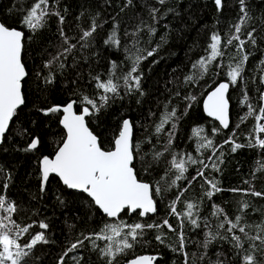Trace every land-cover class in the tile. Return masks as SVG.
I'll use <instances>...</instances> for the list:
<instances>
[{"label":"trees","instance_id":"16d2710c","mask_svg":"<svg viewBox=\"0 0 264 264\" xmlns=\"http://www.w3.org/2000/svg\"><path fill=\"white\" fill-rule=\"evenodd\" d=\"M31 3L32 0H0V21H6L25 32L22 59L28 72L23 82L25 104L18 109L10 130L0 144V190L16 203L15 218L22 226L33 221H43L49 225L45 231L48 243L38 244L33 249L28 258L29 264H59L61 255L71 243L78 238L83 239L81 233L98 232L108 220L85 193L68 189L58 177L51 176L45 190L41 192L40 160L44 155L54 154L56 145L64 136V129L59 123L61 114L44 115L40 109L69 99H78L80 94L96 95L97 90L91 76L102 74V78H106L111 61H116L123 71H127L131 65L125 48H132L131 33L137 32V29H140L136 36L139 48L151 50L161 44L155 55L140 64L144 94L134 92L126 95L122 90L123 98L112 99L97 115L89 118L90 128L100 138L103 147L110 149L122 121L126 118L131 120L134 126V143H139L141 154L149 153L145 158L151 160L152 146L162 150L166 140V134L157 138L154 129L167 105L169 111L173 107L177 109L178 120L173 143L175 152L190 153L195 158H201L196 150L198 140L193 136V129L197 127H203L204 135L213 139L216 145H223L221 150L224 153V163L220 166L221 170L215 172L209 169L205 173L219 181V187L223 189L221 192L208 200L204 196L207 186H202V180L191 184L186 180L178 182L188 189L183 199L200 204L202 223L198 229L190 224L185 225V251L188 253L189 264H210V261L214 262L218 257L225 264H238L229 240L213 241L207 249V257L200 259L205 251L202 243L207 230L203 227V219L207 218L215 225L216 218L211 215L213 204L219 205L234 218L240 214V202L247 201L250 207L245 210V221L251 225L264 222V197L230 191L240 188L264 193V170H257L264 165V150L245 146L232 152V145L224 144L235 132L236 142L247 145L249 134L255 125L252 117L241 122V117L247 113V106L241 104V90H246L250 102L259 106L260 93L264 92V84L260 83V76L264 74V65H261L264 60V0H246L249 20L243 31L246 33L254 27L257 44L245 46L246 51L251 53L245 65V79L229 89L230 126L225 130L204 114L201 104L206 92L218 81L226 79V65L231 53L236 51L235 47L223 49L224 67L219 74L213 66V70L195 85L185 84L184 77L190 74L192 63L207 54L205 49L212 32L226 36L234 31L233 25L241 15L238 0H223V8L219 11L214 0H165L163 4L159 0H131V3L128 0H49L52 9L65 17L62 27L70 37L78 39L81 29L88 28L93 18L101 25L87 48L81 49L78 45L73 50L72 55L64 61V68H60L58 63L51 68L44 66L62 45L58 18L50 16L45 26L36 32L20 23ZM153 8L158 9L156 19L152 18ZM149 27L156 29L154 35L148 31ZM113 29L117 31L119 46L104 43ZM236 57L238 58V54ZM50 73L53 82L46 83L45 77ZM188 95H195L197 98L191 108L187 107L189 101L184 99ZM213 128L220 130L213 134ZM167 129H171V124L166 126ZM261 135L264 137V134ZM33 137L40 138L38 149L25 151ZM149 139L151 144L147 143ZM210 154L205 151L204 157ZM135 166L140 178L152 184L164 175V170L168 167L166 161H161L153 164V170L145 172V164L139 156ZM198 167L199 165L191 166L186 176L191 179ZM4 184L8 185L7 189H3ZM177 192V188H171L155 196L157 213L143 218L142 222H159L168 217L169 204ZM178 207L182 208L183 205ZM124 218L129 222L140 219L128 216ZM168 218L174 226L177 224L175 217ZM31 231L34 234L44 230L34 227ZM163 231L166 233L164 243L155 239L157 230H148L134 249L119 257L120 264L141 254L157 256L155 264H184V256L173 251L177 247L175 234L168 232L166 228ZM25 239L28 237L25 236ZM99 243L103 246L104 242ZM73 257H82L80 264H106L105 259L92 250L88 241H85L83 247L70 252L64 258V264H76Z\"/></svg>","mask_w":264,"mask_h":264},{"label":"snow or ice","instance_id":"6c2138e0","mask_svg":"<svg viewBox=\"0 0 264 264\" xmlns=\"http://www.w3.org/2000/svg\"><path fill=\"white\" fill-rule=\"evenodd\" d=\"M164 2L165 0H159L160 4ZM214 2L218 11L223 8V0H214ZM238 2L241 15L239 21L233 25L234 31L226 36H222L219 32H212L205 49L207 54L194 61L190 74L184 77L185 84L195 85L213 70V66L219 74L224 67L225 51L223 49L230 46L235 47L238 58L236 56L229 58L226 65V79L217 83L203 101V109L207 116L219 121L220 126L225 129L229 127V89L245 79L243 75L245 65L251 55L246 51L245 46L248 44L256 46L257 44L254 27L246 33L243 31L249 20L246 0H238ZM128 3H131V0H128ZM157 12L156 8L151 10L153 19H156ZM50 16H56L61 25L59 34L62 45L44 66L51 68L53 64L58 63L60 68H64V61L72 55L73 50L78 45L81 49L87 48L97 28L101 25L93 18L88 28L81 29L78 39L70 37L62 27L65 17L59 11L52 9L49 0H32L20 23L30 31L36 32L45 26ZM138 31L140 29H137ZM148 31L154 35L156 29L149 27ZM137 32L131 33L132 48H125L131 65L127 71H123L116 61H111L106 78H102V74L91 76L97 90L96 95L80 94L78 99H69L67 102L40 109L44 115L62 114L59 123L64 129V136L56 145L54 154L44 155L40 160L41 192L45 190V185L51 176L58 177L68 189L87 194L94 205L108 218L98 232L81 233L83 239L78 238L71 243V246L61 255L59 264H64V258L70 252L83 247L85 241H88L92 250L97 251L100 257L105 259L106 264H120L119 257L134 249L148 230H157L158 234L155 239L164 243L166 233L163 230L165 228L168 232L175 234L177 247H174L173 251L181 253L184 256V264H189L188 253L185 251L187 245L185 225L190 224L194 229L201 228L200 204L184 200V194L188 189L178 182L186 180L188 184H191L193 181L202 180V186H207L204 196L208 200L223 190L219 187V181L215 177L205 174L209 169L215 172L221 170L220 166L224 163V153L221 150L223 145H216L213 139L204 135L203 127H197L193 129V136L198 140L196 150L201 158H195L190 153L175 152L173 150L174 129L178 117L177 109L174 107L169 111L168 106L165 105V110L155 125L154 135L159 138L162 134H166V140L162 150L157 149L155 145L152 146L151 160L145 158L149 153L141 154V145L134 143V126L131 120L122 121L118 134L114 138L113 147L110 149H105L100 138L91 130L89 118L97 115L112 99L123 98L122 90L126 95L134 92L144 94L141 87L143 73L140 71V64L143 60L155 55L161 44H157L151 50L139 48L136 39ZM161 41L164 42L163 37ZM104 43L120 45L116 29H113ZM24 48L25 32L6 21H0V143H3L6 133L10 130V124L17 116L18 109L25 104L23 82L28 72L22 59ZM261 65H264V60L261 61ZM45 82H53L51 73L45 77ZM260 83L264 84V74L260 76ZM241 91V104L247 106V113L241 117V122L252 117L255 125L249 134L247 145L236 142L235 132L224 141V144H231L232 152L245 146L264 150V137L261 135L264 134V92L260 93V103L257 107L250 102L247 91L244 89ZM176 94L179 95V92ZM184 99L189 101L187 107L191 108L197 98L195 95H188ZM169 124H171V129L166 130ZM239 126L238 124L237 128ZM219 130L213 128L212 133L215 134ZM147 143L151 144V139ZM39 145L40 138L33 137L24 150L34 151ZM205 151L211 154L204 157ZM138 156L145 164V172L153 170V164L166 161L168 167L155 184L140 178L135 166ZM168 156L171 158L167 159ZM193 165H199V167L196 169V174L189 179L186 173ZM257 170H264V165ZM7 187V184L3 185V189ZM171 188H177L178 192L169 204L168 217H175L177 224L174 226L170 223L168 217L159 222H142L143 218L157 213L155 196ZM230 191L264 197V193L255 190L234 188ZM240 203V214L235 215L234 218L230 217L219 205H212L211 215L216 218V223L212 225L207 218L203 219V227L207 230L204 233L205 239L202 247L205 251L200 256L201 260L207 257V249L213 241L221 239L232 243L238 264H264V222L256 225L248 224L244 219V213L250 205L247 201ZM181 204L183 207H178ZM16 213V203L9 200L0 190V264H29L28 258L33 249L38 244L48 243L45 235V231L49 228L47 223L33 221L22 226L15 218ZM125 216L140 219L129 222L124 218ZM34 227L44 231L33 234L31 230ZM252 232L255 234H251ZM25 236L28 239H25ZM99 242H104L103 246ZM73 259L76 264H80L82 257H73ZM156 259L153 255H138L126 260V264H154ZM210 264H225V261L218 257L216 261H210Z\"/></svg>","mask_w":264,"mask_h":264},{"label":"water","instance_id":"95a60500","mask_svg":"<svg viewBox=\"0 0 264 264\" xmlns=\"http://www.w3.org/2000/svg\"><path fill=\"white\" fill-rule=\"evenodd\" d=\"M221 81V80H220ZM220 81H218L217 83H219ZM216 83V84H217ZM215 84V85H216ZM215 85L213 86V87H215ZM212 87V88H213ZM212 88L211 89H209L207 92H206V94L204 95V97H203V99H202V104H201V106H202V110H203V112H204V114L207 116V114L205 113V111H204V109H203V101H204V99L206 98V96H207V93L208 92H210L211 90H212ZM61 116H62V114H61ZM208 117V116H207ZM210 119H212V120H214L213 118H211V117H209ZM127 119V118H126ZM214 121H216V120H214ZM217 123H218V125L220 126V124H219V121H216ZM61 125V124H60ZM229 126H230V102H229ZM61 127H62V125H61ZM221 127V126H220ZM63 128V127H62ZM222 128V127H221ZM222 129H224L225 130V128H222ZM227 129V128H226ZM1 144V143H0ZM59 179V178H58ZM62 183V182H61ZM63 184V183H62ZM87 195V194H86ZM90 198V197H89ZM91 199V198H90ZM141 255H151V254H141ZM138 256V255H137ZM153 256H155V255H153ZM156 258H157V256H155ZM124 264H126V262L124 263ZM154 264H155V262H154Z\"/></svg>","mask_w":264,"mask_h":264},{"label":"rangeland","instance_id":"374dc122","mask_svg":"<svg viewBox=\"0 0 264 264\" xmlns=\"http://www.w3.org/2000/svg\"><path fill=\"white\" fill-rule=\"evenodd\" d=\"M232 56H237L236 51H233V52L231 53V57H232Z\"/></svg>","mask_w":264,"mask_h":264}]
</instances>
